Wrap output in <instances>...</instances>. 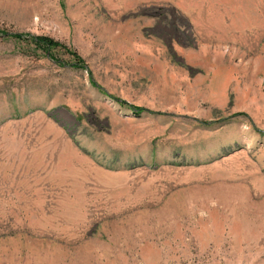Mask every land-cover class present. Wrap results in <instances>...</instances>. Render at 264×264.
I'll list each match as a JSON object with an SVG mask.
<instances>
[{
  "label": "rangeland",
  "instance_id": "374dc122",
  "mask_svg": "<svg viewBox=\"0 0 264 264\" xmlns=\"http://www.w3.org/2000/svg\"><path fill=\"white\" fill-rule=\"evenodd\" d=\"M0 264H264V0H0Z\"/></svg>",
  "mask_w": 264,
  "mask_h": 264
},
{
  "label": "trees",
  "instance_id": "16d2710c",
  "mask_svg": "<svg viewBox=\"0 0 264 264\" xmlns=\"http://www.w3.org/2000/svg\"><path fill=\"white\" fill-rule=\"evenodd\" d=\"M5 33V32H2ZM6 34V33H5ZM11 37L30 42L35 44L37 47L42 48L45 52L48 53V57L53 60L54 62L63 65V66H71L76 69H83L86 68L84 65L83 58L80 56V54L73 49L68 44L55 39L48 35H39V34H32V33H21V32H15L9 34ZM55 51H63L66 54H68L71 59L69 61L61 60L57 54H55ZM133 108L141 112L143 108H136L133 106Z\"/></svg>",
  "mask_w": 264,
  "mask_h": 264
}]
</instances>
